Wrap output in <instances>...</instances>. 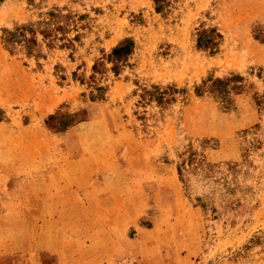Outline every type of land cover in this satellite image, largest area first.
Instances as JSON below:
<instances>
[{"label": "rangeland", "instance_id": "374dc122", "mask_svg": "<svg viewBox=\"0 0 264 264\" xmlns=\"http://www.w3.org/2000/svg\"><path fill=\"white\" fill-rule=\"evenodd\" d=\"M0 264H264V0H0Z\"/></svg>", "mask_w": 264, "mask_h": 264}, {"label": "trees", "instance_id": "16d2710c", "mask_svg": "<svg viewBox=\"0 0 264 264\" xmlns=\"http://www.w3.org/2000/svg\"><path fill=\"white\" fill-rule=\"evenodd\" d=\"M123 48H124V47H122V46L117 47L116 49L113 50L112 53H114V54H116V55H117V54H120V53L122 52Z\"/></svg>", "mask_w": 264, "mask_h": 264}]
</instances>
